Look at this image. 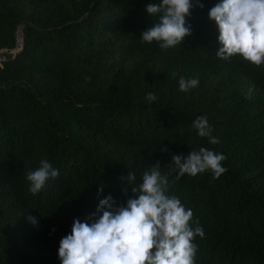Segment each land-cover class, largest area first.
<instances>
[{"label": "trees", "instance_id": "obj_1", "mask_svg": "<svg viewBox=\"0 0 264 264\" xmlns=\"http://www.w3.org/2000/svg\"><path fill=\"white\" fill-rule=\"evenodd\" d=\"M149 2L0 0V264H60L73 221L109 194L126 202L120 177L135 172L136 186L157 163L204 229L195 264H264V64L215 55L208 12L219 0L191 9L181 45L141 42L158 20ZM180 78L198 85L181 92ZM199 116L219 143L197 135ZM200 147L223 154L227 171L173 183L172 156ZM41 160L60 175L34 196L26 173Z\"/></svg>", "mask_w": 264, "mask_h": 264}, {"label": "clouds", "instance_id": "obj_2", "mask_svg": "<svg viewBox=\"0 0 264 264\" xmlns=\"http://www.w3.org/2000/svg\"><path fill=\"white\" fill-rule=\"evenodd\" d=\"M203 8L200 0H151L146 5L148 17L158 20L146 29L140 41L151 44L158 42L162 50L181 45L190 36L191 25L187 17L193 7ZM208 19L215 23L220 47L216 56L228 60L234 56L260 66L264 64V0H219L208 12ZM179 90L187 92L198 85L197 79L179 80ZM157 99L155 93H148L146 100ZM192 128L209 144L219 143L212 136V129L206 116H199L192 122ZM167 152L166 146L161 148ZM226 157L206 147L191 150L186 156L174 155L168 165L176 171V180L185 174L211 172L212 178H219L227 171L222 166ZM141 182L135 185L136 174L128 171L120 180L130 188L132 197L126 202H117L112 195L99 199L95 212L84 221L75 219L70 234L59 242L57 252L60 264H195L196 237L203 239L205 232L196 222L190 226L193 213L185 209L180 200L168 195L169 180L162 175L160 165L147 168ZM59 170L47 160H41L39 167L26 173L32 195L39 193L49 180H55ZM104 185L97 189L98 196ZM35 225V217H28Z\"/></svg>", "mask_w": 264, "mask_h": 264}, {"label": "rangeland", "instance_id": "obj_3", "mask_svg": "<svg viewBox=\"0 0 264 264\" xmlns=\"http://www.w3.org/2000/svg\"><path fill=\"white\" fill-rule=\"evenodd\" d=\"M20 38H21V36H19V40H18V41H20ZM3 55H4V54L0 53V59L3 58Z\"/></svg>", "mask_w": 264, "mask_h": 264}]
</instances>
